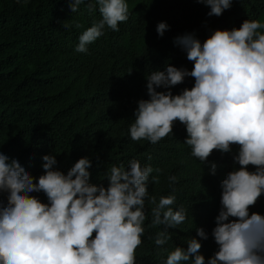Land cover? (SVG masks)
Instances as JSON below:
<instances>
[{
	"label": "clouds",
	"instance_id": "9594fccd",
	"mask_svg": "<svg viewBox=\"0 0 264 264\" xmlns=\"http://www.w3.org/2000/svg\"><path fill=\"white\" fill-rule=\"evenodd\" d=\"M85 2L68 0L71 12ZM198 2L210 8L209 16L219 17L233 0ZM87 3L89 11L98 5L102 18L79 36L77 52H87L105 26L119 31V24L128 19L126 0ZM168 28L161 21L156 30L163 36ZM260 29L264 23L247 19L238 28L215 30L203 43L194 33L177 36L175 43L193 62L191 71L167 64L165 70L146 75L149 98L138 101L129 129L133 141L155 144L173 133L179 121L186 127L184 142L191 155L203 163L214 150L228 153L238 146L234 161L239 168L221 182V209L212 231L218 250L206 261L200 254L201 241L190 238L187 248L178 246L170 252L166 264H264V215L250 213L264 194V33ZM186 77L194 79V86L173 95L171 88ZM56 164L55 154H45L43 174L37 180L18 158L0 151V193H8L6 205L0 200V264H135L145 232V198L153 168L137 159L130 160L127 168L113 165L105 186L90 183L92 161L87 156L66 174L54 168ZM216 167L212 165V174ZM169 180L174 183L177 177ZM152 182L159 183V178L152 176ZM34 192H43L48 202ZM175 199L163 196L157 203L151 197L156 205L151 209V226H163L155 238L157 246L171 239L169 229L186 220L183 207H171ZM196 232L208 238L203 227Z\"/></svg>",
	"mask_w": 264,
	"mask_h": 264
},
{
	"label": "trees",
	"instance_id": "16d2710c",
	"mask_svg": "<svg viewBox=\"0 0 264 264\" xmlns=\"http://www.w3.org/2000/svg\"><path fill=\"white\" fill-rule=\"evenodd\" d=\"M126 3L128 19L119 24V31L105 26L87 52H77L79 36L102 18L98 5L89 11L86 0L72 13L68 0H0V151L18 158L37 180L45 154H55L54 168L65 174L80 158L89 157L90 183L105 186L113 165L127 168L132 159L150 165L145 232L135 264H166L170 252L187 248L190 238L201 241L200 254L207 261L218 250L212 231L221 209V182L239 168L234 161L238 146L228 153L214 150L203 163L191 155L184 142L186 127L179 121L173 133L155 144L133 141L129 129L138 101L149 98L146 75L165 70L167 64L193 68L175 43L177 36L194 33L203 43L215 30L238 28L247 19L264 23V0H233L219 17L209 16L210 8L198 0ZM161 21L169 25L163 36L156 30ZM194 83L186 77L171 91L180 94ZM152 176L159 183L152 182ZM171 176L177 181L170 183ZM32 195L48 202L43 192ZM169 195L176 198L173 210L185 209L186 220L169 229L171 239L157 246L155 238L163 226H151L156 205L150 201L155 196L158 203ZM7 196L0 193L5 205ZM252 208L264 215V194ZM199 227L208 234L206 240L197 236Z\"/></svg>",
	"mask_w": 264,
	"mask_h": 264
},
{
	"label": "rangeland",
	"instance_id": "374dc122",
	"mask_svg": "<svg viewBox=\"0 0 264 264\" xmlns=\"http://www.w3.org/2000/svg\"><path fill=\"white\" fill-rule=\"evenodd\" d=\"M258 211H259L258 209H255V208H252V207L250 208V213H251V212H258ZM258 213H259V212H258Z\"/></svg>",
	"mask_w": 264,
	"mask_h": 264
}]
</instances>
